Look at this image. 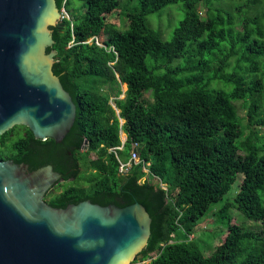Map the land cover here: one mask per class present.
Listing matches in <instances>:
<instances>
[{"label":"trees","instance_id":"16d2710c","mask_svg":"<svg viewBox=\"0 0 264 264\" xmlns=\"http://www.w3.org/2000/svg\"><path fill=\"white\" fill-rule=\"evenodd\" d=\"M77 1L57 0L72 16L52 27L47 49L57 51L54 73L77 107L74 126L59 144L14 126L0 135V160L53 166L64 178L45 199L55 209L85 200L143 205L152 225L142 263L264 264V0H140L103 46L96 39L121 0ZM171 5L185 16L165 41L147 17ZM77 8L85 10L75 15ZM113 86L119 115L106 92ZM122 132L121 159L135 143L140 157L127 173L109 152ZM144 164L166 188L141 183ZM239 176L240 189L219 211L223 236L206 256L192 236ZM231 209L259 229L233 223Z\"/></svg>","mask_w":264,"mask_h":264},{"label":"water","instance_id":"95a60500","mask_svg":"<svg viewBox=\"0 0 264 264\" xmlns=\"http://www.w3.org/2000/svg\"><path fill=\"white\" fill-rule=\"evenodd\" d=\"M60 19L57 0H0V135L24 125L59 144L74 126L77 107L53 70L57 51H47ZM63 181L51 165L0 160V264H133L151 237L146 208H52L46 196Z\"/></svg>","mask_w":264,"mask_h":264},{"label":"rangeland","instance_id":"374dc122","mask_svg":"<svg viewBox=\"0 0 264 264\" xmlns=\"http://www.w3.org/2000/svg\"><path fill=\"white\" fill-rule=\"evenodd\" d=\"M76 4L78 3L77 0H75ZM121 8L114 11L112 14L107 16V21L109 23V26L105 29L103 35L96 39V43L100 44L99 46H103V41L105 39H108L110 34L116 30V29H125L127 27L126 22H124V16L130 11H133L136 7H138L140 0H121ZM227 2H224L222 4H214L215 7H220V6H225ZM85 9H76L74 11L75 15H80L84 12ZM68 11V10H67ZM206 11V10H205ZM204 10H201L200 14L202 15ZM70 17L71 12H69ZM185 12L183 10V7L181 5H171L168 6L167 8L163 9L160 13L158 14H151L147 17V22L148 24L154 28L155 30L159 31L162 34V37L165 41H169L173 38L174 36V30L180 25V21L184 18ZM116 86H113L110 89H106V92L110 94L111 97V103L113 104L116 113L119 115V110L115 107L114 100L116 97V92H115ZM122 89V95L120 96V99H123L125 97V92L127 91V85L122 84L121 85ZM145 98L147 100L152 101V98L150 94H146ZM239 114L241 116L246 115V109L243 106V102H237L236 103ZM122 124L124 123L123 120H121ZM264 134V133H263ZM121 139L123 141L127 140L126 134L123 132L121 133ZM122 146V145H121ZM138 153V150H137ZM139 154V153H138ZM123 155V152H121V156ZM95 156L92 155V158ZM149 164L143 165V171L144 173L147 174L146 178L143 177L141 180V183H155V184H161V181L151 175L149 169H148ZM243 176H239L237 179V182L233 185L231 191L224 197L222 201L219 203H216L212 205V210L209 212L207 216H204L198 224V227L195 231V234L192 236V238L198 243V245L202 248L204 251V254L206 256H210L213 250L217 245H219L220 239L223 236L225 226L224 224L220 223L219 219V211L221 210L222 206L224 203H226L228 200L232 199L235 194L238 192L240 189V182L242 180ZM163 188H166L165 185L161 184ZM261 197L264 202V193L261 192ZM229 214L231 215L233 219V223H237L239 225H244L246 224V227L256 229L258 230L259 226L256 225L253 222L247 221L244 215H242L238 210L236 209H231L229 211ZM156 257L155 254L151 255V258ZM150 260L147 262L142 263L140 258H136L135 262L133 264H150Z\"/></svg>","mask_w":264,"mask_h":264},{"label":"built area","instance_id":"2783aa9c","mask_svg":"<svg viewBox=\"0 0 264 264\" xmlns=\"http://www.w3.org/2000/svg\"><path fill=\"white\" fill-rule=\"evenodd\" d=\"M64 17L70 18V15H69L65 6H63V8L61 9V19ZM98 45H100V44H98ZM125 142L126 141L122 140V146L114 147V148H111L109 150V152L113 153L117 157V159L119 160V163H120L119 171L121 173H127L131 169L133 164L140 163V157L136 151V149L138 147V145L136 143L132 145V149H131L130 157H129L128 161L125 162L121 159L120 153L124 150Z\"/></svg>","mask_w":264,"mask_h":264}]
</instances>
